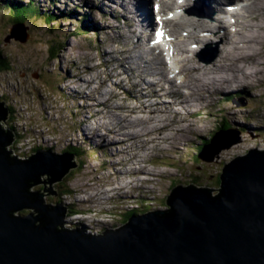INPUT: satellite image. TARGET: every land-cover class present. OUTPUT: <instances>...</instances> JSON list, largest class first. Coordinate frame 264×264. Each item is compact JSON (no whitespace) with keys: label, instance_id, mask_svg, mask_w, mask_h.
Here are the masks:
<instances>
[{"label":"rangeland","instance_id":"374dc122","mask_svg":"<svg viewBox=\"0 0 264 264\" xmlns=\"http://www.w3.org/2000/svg\"><path fill=\"white\" fill-rule=\"evenodd\" d=\"M33 1L38 4L37 9L39 10V15L30 20L27 19L22 26H20V23L16 24L17 26L12 24L13 20L8 11L0 10V49L2 47L7 49L9 52L8 57L19 69L23 67L22 71H25L26 67H33V71L28 75L27 79L33 81L32 77L34 76L42 77V80L39 79V82L43 86H47L53 93L57 94L61 98L62 104L65 105L64 108H62V106L58 108L56 102L47 101L42 108L48 111L45 116L49 119L44 118L45 123L40 129V133L29 132L33 140H31V136H27L25 140L24 136L26 134L21 135L22 138L16 144V149L20 154H27L28 152L26 151H30V149L37 146H42L44 149H52L54 151L55 143L53 141H58V143L61 144L59 148L60 153L68 150L71 151V153L77 154L74 156L79 158L80 168L78 169L79 166H77L78 170L71 178H68L69 175L65 177L66 183L63 187L58 186V183L53 185L57 190L58 196H46L45 199L47 203L54 204L57 199H61L60 194L62 192L71 191V194H64L62 198V201L68 203L72 208L69 215L74 213V211L85 209L87 206L83 205L80 199L88 197L90 190H102L107 187L114 188L120 186V181L127 177L123 174H126L125 171L128 170L129 163H131L132 167L140 168L138 171H132L133 179H136L139 174H141L147 181L142 185L139 184L140 186H131L129 190L123 189L121 191L122 193L119 191L114 192L113 197L109 198L107 196L104 203L99 204L95 202V205L99 206V208H97L98 211L101 212L98 217L103 218V220H109L108 224L106 223L103 225L105 232L107 229H117L121 227V224L124 225V223H126V218L133 211L137 212L139 215H143L158 210H167L169 208L166 204L167 198L173 188L178 185L186 187L190 185V183H193L196 187L200 186L219 190V175L222 173L224 164L230 163L238 156L246 155L250 149L257 148L258 150H264V83L262 84L261 90L259 87L249 89L244 86L249 89L250 95L251 92L258 93L259 96L254 100L251 99V96H244V94L236 96L235 94V96L233 95L234 98L231 97L232 99L230 102H227L230 100V97L229 100L225 97L223 102L227 103L223 105L221 99L226 95L215 97L214 103H216V106L213 108L210 117L200 118V109H197L196 112L198 116H193L190 120L188 115L194 114L195 112L184 111L182 114L178 115L171 112L168 115V108L164 112L163 118H159L162 120L161 123L163 122V125H165V130L167 132L163 133L162 136H158V132L155 131L154 127V125L158 123L156 121L158 117H155L157 114L152 113V115L155 116L148 117V122H146V117L138 114L141 112L140 108L133 110L134 107H139L144 103V101H141L142 98L137 97L138 93L144 96L147 95L143 91L135 90L134 92L136 93L133 94V100L132 98H128L127 94L122 93L124 90L121 89L120 86L125 80L132 79L131 76L119 75L118 71L121 72L125 70L124 68L113 71L120 63L128 64L127 61L122 60V56L117 59L118 52L123 48V42L118 40L115 35L117 30H108L105 28L109 25L108 20H111L115 27L119 26L121 22L120 19H115L111 11L110 4H113V2L109 4V1L102 0V3L96 4L95 0ZM19 2L23 5H27L30 0ZM54 2L56 6L53 5ZM73 10L76 15H72V19L62 20L64 17H67V15H70ZM51 12L59 19L49 24L50 20L48 14ZM61 12L65 14H61ZM102 13L104 17H102ZM85 15L89 17L87 22L75 21L76 16ZM17 28L20 30L18 33ZM92 29H96L98 34H94L92 31L89 32V30ZM13 30L15 32H12V35H10ZM101 30L102 35L105 37L107 35L110 36V32H114L115 34L112 33L110 38L103 39L105 48L101 49L102 52L100 53L96 45L100 37L102 39L100 34ZM26 34L27 38H25ZM13 36H18L20 38L16 40L13 39ZM230 36L232 38L234 35L231 34ZM22 39H28V41L22 43ZM198 42H203V40L198 38ZM222 44L224 46L221 48L217 60H220L224 52L231 48L230 46H226L224 42ZM65 46L66 50H64ZM144 47L145 46L134 47L129 44L130 51L127 55L130 57L129 64L131 66L138 63L143 58ZM52 51L58 57L55 61H50ZM134 52L137 53L135 57ZM214 55H217V53H214ZM139 56H141V59L137 61ZM107 58L109 59L107 60ZM113 59H115L116 62L114 68L109 66ZM105 60L108 61V64L104 63ZM214 61L209 62V65H214ZM98 64L101 65L98 66ZM79 65L82 67L80 68ZM195 65H199L198 62L195 61ZM209 65H203L200 66V68L211 67ZM200 68H195L194 70L202 74L203 70H200ZM79 70H81V73H79ZM192 70L193 68L190 69L191 72ZM41 73H43L42 76ZM77 74L80 75L81 80H78V77L72 79L73 75ZM201 76L203 77V75ZM116 78L122 79L119 80ZM262 78H264V73ZM20 81H22V78ZM14 82L8 79L6 73L0 72V85L4 87L13 85L8 93L9 97L12 99L10 105L16 108L15 116L17 123L19 122V117L25 118L27 116V113L23 111L24 109H32V106L35 105L37 106V112L34 114H37L41 107H38L36 98H33L35 94L33 95L30 91L24 90L20 86L19 89L14 88ZM74 85L77 89L82 88V93L85 95H83L85 99L84 110L83 107L80 109L78 106V104H81L82 100L77 104L73 99H70L66 90H61V88H65V86L71 89ZM125 89L128 90V86H125ZM59 90L60 94L65 95H60ZM207 92L210 94L208 89ZM239 92L243 93L244 88ZM87 94L96 96L99 99L98 102H96L97 100L93 101L91 96L86 97L88 96ZM116 94H120V96ZM123 99L131 100H127L124 103ZM138 100L140 102H138ZM148 103L149 105L146 106L148 107L147 112L151 109V102L149 99ZM207 103L202 102L201 111H204L205 104V108L215 105L212 101L208 103L209 105ZM10 105L8 104L9 107ZM21 106L23 107L21 108ZM130 112L131 116L128 117ZM234 112H236L235 115H233ZM173 116L178 117L179 120L174 121V119H171ZM125 118L127 121H123ZM235 118H238L239 122L234 126L229 123V121L234 122ZM131 119H137L138 121H136V123L128 121ZM27 120L28 124H33L31 119ZM199 121H205L206 125H202ZM192 124H195L196 129L198 127L200 132L204 133L205 136L202 138L201 142L197 136H194ZM123 125L125 129L119 131V127ZM158 125L160 127V122ZM108 126L110 129L118 130V134H110ZM238 126L246 128L244 129L245 131L238 129ZM88 127L90 129L94 127L100 128V130L92 133L95 134L94 137H96V133H98L97 140L90 139L91 136H89V131H87ZM26 128L29 129V126ZM201 128L203 130H201ZM224 128L226 129V131L223 132L225 134H229L231 131L230 135L234 136L231 141H234V144L230 141L223 143L219 146L214 157L211 158L208 163L198 159V155L202 152L201 145L213 138V133H222ZM50 129H53L50 139L51 143L46 141V144L43 142L42 138H45V133ZM142 129L152 131L153 135L144 137L141 136L140 133L137 134L134 132L142 131ZM210 129L212 130V134H208V132H211ZM127 130L131 131L128 134L134 132L132 140L129 141L135 142V145H129L130 142L126 141L119 142L125 138L122 133H125ZM144 130L142 132H144ZM178 131L182 136H177ZM235 133L241 136L233 135ZM170 134L172 135V139L170 140V142H172L171 144L169 140L164 139ZM100 135L107 138L100 139ZM125 136H127V134H125ZM113 138L117 139L118 143L112 142L111 139ZM155 138H160V141L154 142L153 140ZM220 138L223 139V137ZM180 140L183 141L179 142ZM174 146L177 147L176 151L173 150ZM160 147L168 151L170 150V152L164 156L166 151L161 152L163 155L160 154ZM134 155L136 156L133 158ZM152 155H156V157H152ZM144 156L145 161L143 162ZM147 158L151 160L150 163L146 162ZM164 160L165 162L170 160V165H168L170 167L163 165L165 164L162 163ZM108 165L112 166V170L109 179L105 180L104 177L110 173V167H108ZM94 170H98V173H93ZM153 175L156 176L152 177ZM96 177L100 178L102 184L104 183L105 185L101 186L102 184L96 181ZM152 178H154V180ZM89 182L90 184L94 182V185L86 187L85 183ZM39 187L40 186H36L34 188ZM218 193L219 191L211 192L212 196ZM110 200L115 201L110 202ZM29 213L30 211L25 209L16 214L28 215ZM95 215L93 214L91 217L93 218ZM112 222L117 226L111 228L109 225ZM75 223L76 222H71L70 225H74Z\"/></svg>","mask_w":264,"mask_h":264},{"label":"water","instance_id":"95a60500","mask_svg":"<svg viewBox=\"0 0 264 264\" xmlns=\"http://www.w3.org/2000/svg\"><path fill=\"white\" fill-rule=\"evenodd\" d=\"M7 119L0 101V122ZM223 135H215L201 159L214 157L208 149L218 150ZM15 137L0 126V264H264V150L224 164L219 190L178 185L167 210L93 235L65 228L66 206L44 200L58 196L53 185L78 166L75 156L47 149L16 156L10 149ZM38 184L44 189L32 191ZM25 209L33 212L14 215Z\"/></svg>","mask_w":264,"mask_h":264},{"label":"bare ground","instance_id":"6f19581e","mask_svg":"<svg viewBox=\"0 0 264 264\" xmlns=\"http://www.w3.org/2000/svg\"><path fill=\"white\" fill-rule=\"evenodd\" d=\"M111 1L117 2L120 5V7L123 9L127 8V4L124 2H120V0H111ZM149 1H152V0H149ZM227 1L230 2L231 0H221L220 3L218 4V9H217V12L215 13V18L217 19L216 20L217 22L222 21L221 13H224L225 15L227 14L226 10L224 8H222L224 3H226ZM243 1H247V0H242L240 2V4L242 6H244V9H241L242 6H241V8L237 9L238 11L236 12V16H235L236 23H234V25L231 24L230 22L226 24V26L236 27L235 31H236V35H237L238 40L233 41L228 37H225V39L222 38L221 43L224 42L226 44V46H230L231 48L224 52V55L220 57V60L216 59L214 61V65H212V66L209 65V62L205 59H201L200 61H198V60H195L193 58H188L189 61H193V62L196 61L199 64L197 66L194 65L193 67H191V68H193L192 72L190 71L191 68L189 69V72L194 73V76L192 78V85L194 87V90L192 89L191 94H190L192 96V99L184 101V98H185L184 97L179 103H176V104H178L177 107L169 108V110L167 112L168 115L171 112H173L175 115H178V114H182L184 111L185 112L191 111V109L194 106H198L197 109L199 110L202 106L201 105L202 102H204V103L208 102L209 103L210 101H212V99L215 96L221 95L224 91H226V89H230L231 93L236 92L239 96H241L243 94H246V96H248V97L251 96V99H253V100L259 96L258 93H256V92H251V95H250L249 89H254L256 87H259V89L261 90L262 84L264 83V78H262L263 73H264V0H253L254 3L251 5L250 4L243 5ZM97 3H99V4L102 3V0H97ZM137 7L144 8V5L139 3V5ZM210 11H212V10H210ZM249 12L250 13L253 12V16H252L253 21H252V23L249 24L250 29L246 31L242 25V21L244 20L245 16L247 14H249ZM113 13L117 14L116 11H113ZM132 13H134V12L132 11ZM136 17H138L142 27H146L147 29H150L154 25V23L151 21L148 14L145 17V19H146L145 25L143 24V20L138 15ZM195 27L207 28V26L204 25V21H202L200 19L194 20L192 17L188 18V16H186V18H184V20H180V21L176 22V25H175L172 33L167 34V37H172V38H174V36H177V38L182 37V36H180L181 30H185L186 28H195ZM115 30H117V29H115ZM203 31L207 32L208 30H203ZM225 33L229 34V32L227 30L225 31ZM116 34L119 35L118 32ZM191 34H192V32H191ZM141 37H142V35L140 34L139 37L137 38L138 41L141 40ZM198 38H201V40H203V42H198ZM128 39H131V38H128ZM194 40L197 43H204V42L208 43V42L212 41L208 37L207 38L201 37V35H197L196 38H194ZM178 50H179L180 54L185 56L186 52H189L190 49L184 48L182 46H178ZM122 51L124 54H126L125 49H122ZM220 51H221V49H220ZM123 53L120 50V54H123ZM219 54H220V52H219ZM118 56H119V52H118ZM124 57H127V56H123V58H122L123 61H125ZM154 60L158 61L157 58H155V57H154ZM203 65H209L211 67H205V68L201 67L200 68V66H203ZM119 68H121V69L124 68L125 70H122V71L126 72L129 76H131L132 79L137 80L139 78V80L137 82L133 83V87H131L132 89L130 91H127V93L129 95H131V97H133V94L136 93V92H134L135 90L145 92V90L151 88L152 84H148V86L145 87L144 81H146V80H143L142 75L140 73H135V74L130 73L128 64L120 63L119 66H117L116 70H119ZM195 68H200V70H203L202 74H199L198 73L199 71L196 72L194 70ZM150 69L155 73H161L157 68H153V69L150 68ZM186 71H187L186 66L184 65V72H186ZM118 72L121 73L120 71H118ZM164 72H165V76L167 77L168 70L166 68H164ZM201 75H203V77ZM75 77H78V80H81L79 74L73 75L72 79ZM82 80H83V78H82ZM121 81H123V80H121ZM141 81H142V83H141ZM161 81H162V79L159 78L158 82H161ZM95 83H96V81H95ZM162 85L164 86V88H166V86L163 82H162ZM157 86H158V84H155V88H157ZM244 86L248 87L249 89L245 88ZM263 87H264V85H263ZM98 88H100V87H98ZM243 88H244V93H240L239 91ZM75 89L80 90V89H77V87ZM180 89H182V88H178V89H176V91L180 90ZM207 89L210 91V94L207 92ZM167 91H170V87L167 88L166 92ZM182 91H184V90H182ZM214 92H216V93H214ZM145 94L147 96L142 95V100H141V101H144V103L141 104L139 107H134L133 110L140 108L141 112L138 114L146 115L147 116L146 122H148V117H152V113L153 114H160V112H162V110H160V94H159V92L153 91L151 94L150 93H145ZM79 95H81V94H78V96ZM180 95H182V94L174 95L173 92H169V93H165V94L161 95V97L164 98L166 96V97L178 98V97H181ZM91 97H92L93 101L97 100L96 102H98L99 99L96 96H91ZM148 99L159 100V102L156 103V107H157L156 109L153 108L154 107L153 104H150L151 109L149 112H147L148 107H146L149 105ZM227 99L229 100V97H227ZM132 100H133V98H132ZM138 102H140V101H138ZM162 103L166 104L167 100H163ZM193 104H195V105H193ZM197 109L195 111H191V112L197 113L196 112ZM83 110H84V107H83ZM237 111H239V110H237ZM131 112L128 114L129 117L131 116ZM208 113H207V115H208V117H210L212 112L208 111ZM235 114H236V112L233 113V115H235ZM193 116H194L193 114L188 115L190 120L193 118ZM123 121H127V120L123 119ZM128 121L136 123V121H138V120L137 119H131ZM156 121L158 123L160 122V124H161L162 120L158 118ZM200 122L202 125L203 124L206 125L205 121H199V123ZM234 122L229 121V123H231L235 126V124L237 122H239V119L235 118ZM120 123L124 124L122 122H120ZM201 124H199V125H201ZM126 126H128V125H126ZM192 126L194 128V131H193L194 136H197V138H199V139L204 138V136H205L204 133L200 132L198 127L196 129L195 124H192ZM126 128H128V127H126ZM164 128H165V125H164ZM123 129H125L124 125L119 127L118 130L122 131ZM159 129L161 132L160 127H159ZM238 129L245 131L244 129H246V128L238 126ZM97 130H100V128H95V127L92 129H90L89 127L87 128V131H89V136H91L90 139L97 140L98 133H96V137H94L95 134H92L93 132H95ZM118 130L110 129V127H109V132L112 135L118 134ZM143 130L144 129H142V131ZM201 130H203V129L201 128ZM142 131H138V132L134 131V132L137 134L140 133L141 136H144V137H149V136L153 135V132L148 131L147 129L144 130V132H142ZM129 132H131V131L127 130L125 133H122V134H124L123 137H125V138L119 142H124V141L132 142L129 140H132V138L134 136V132L131 134H128ZM125 134H127V136H125ZM236 134L237 133H235L233 135H236ZM179 135H181V133L178 131L177 136L179 137ZM238 136H241V135H238ZM221 137H223L224 140H230L234 136L223 135ZM228 137H232V138H228ZM99 138L105 139L103 136H99ZM156 139L157 138H155L153 141L154 142L160 141V138L157 140ZM164 139H167L170 142V140L172 139V135L170 134L169 136H166ZM179 139H181V138H179ZM181 141H183V140H180L179 142H181ZM115 142L118 143L117 141H115ZM171 143L172 142H170V144ZM175 144H177V143H175ZM173 150L176 151L177 147L174 146ZM143 162H144V160H143ZM123 175H126V174H123ZM126 187H127L126 185L125 186H123V185L116 186L112 189V192H118L119 191L120 193H122L121 191L123 189H125ZM127 188L129 190V187H127ZM85 216H87V215H85ZM80 220L84 221V218H81ZM93 235H96V234H93Z\"/></svg>","mask_w":264,"mask_h":264},{"label":"clouds","instance_id":"9594fccd","mask_svg":"<svg viewBox=\"0 0 264 264\" xmlns=\"http://www.w3.org/2000/svg\"><path fill=\"white\" fill-rule=\"evenodd\" d=\"M107 1H110V0H107ZM185 0H172L173 2V5L176 7V12L175 14L179 15L180 17H182L183 19L186 18V16L189 17H192L194 20H196V17H198V19L204 21V24L205 26L208 27V24L206 23L207 21V16H208V13H207V10L203 3L199 2L198 0H186L185 3H183ZM193 1H195V3H193ZM13 3V1H11L10 3V6L8 8V10L10 9L11 11H13L14 14H18L17 12V9H22V10H26V9H29L31 11V14L28 15L27 18L23 19V21H19L15 18H12L11 16V19L13 20L12 21V24H18L20 23L22 26V24L27 20V19H31V18H34L36 16L39 15V10L37 9V6L38 4L33 1V0H30V2L26 5L27 7H23L22 5H17ZM17 5V6H16ZM54 6H56V3L54 2L53 3ZM148 6V5H146ZM9 13V11H8ZM61 14H65L64 12H61ZM52 15V18L50 20V23L49 24H52L53 23V19H54V16L55 14L54 13H49L48 16ZM72 15H75V12L74 10L71 12L70 15H67V16H70L72 17ZM17 26V25H16ZM18 29V28H17ZM16 31V29H15ZM14 30L11 31L10 35H12V32L14 33L15 32ZM20 32V30L18 29L17 33ZM9 35V36H10ZM27 36V34L25 35V37ZM234 41H237V40H234ZM223 44H222V47L223 48ZM51 48V47H50ZM220 52V51H219ZM215 53V52H214ZM9 56V52L7 49H4L3 47L0 49V67H1V63L2 61H6V66H5V69H0V72H4L6 73L7 77L9 80H12V82H14V88L16 89H19V86L21 88H23L24 90H28L30 91L34 96L33 98H36L37 102H38V107H41L39 109V113L37 114H34L35 112H37V106L33 105L32 106V109H24L23 111H25L27 113V116L25 118H21L19 117V122L16 123V116H15V113H16V108H14L13 106L10 105V101H12V99L9 97V93L10 92V89L13 85H10L9 87H4V86H1L0 85V101H4L7 105V108H8V119L7 121L5 122H0V126L2 127H5L7 129H10L12 131H14L15 133V140L14 142L10 145V149L11 151L16 155V156H20V157H29L41 150H43L44 148L41 146V147H34L33 149H30V151H26L28 152L27 154H20L19 151L16 149V144L20 141V139L22 138L21 135H25L24 138L26 140V137L27 136H31V140L32 139V135L29 133V132H35L37 134L40 133V129L44 126V118H48L45 116V114H47V110L46 109H43L42 106L47 102V101H53V102H56V105L58 108H60L62 106V108L65 107L64 104H62V101H61V98L53 93L47 86H43L40 82H39V79L42 80V77L40 78L39 76H34L32 77L33 78V81H30L27 79L28 75H30V73L33 71V67H26V70L25 71H22L23 67L21 69H19L13 62L12 60L8 57ZM219 57V53L217 55H214V57L212 58H203L201 55L200 57H198L196 60L200 61L201 59H205L207 60L208 62H211V61H214L216 60L217 58ZM191 58V57H190ZM58 57L55 55V53L52 51V54H51V59L50 61H55L57 60ZM18 63V62H16ZM20 64V63H18ZM182 65H185L187 68L186 70L189 71V69L191 67H193L195 65V62H192V61H189L188 59L184 58L182 60ZM51 69V67H50ZM52 71V70H51ZM54 72V71H53ZM26 74V76H25ZM43 73H41V76H42ZM25 76V77H24ZM22 78V81H20ZM24 83V84H23ZM11 84V83H10ZM31 86V87H30ZM66 87L68 88V86H65V88H61V90L63 91V89H66ZM32 88V89H31ZM70 89V88H69ZM71 94H72V98L70 99H73L74 102H76L77 104L80 103V100L81 101V104H78L79 108L81 109L82 107H85V99H84V94L82 93V88L80 90H76L75 89V85L74 87H71ZM59 94H60V90H59ZM78 94H81L77 97ZM60 95H65V94H60ZM84 95V96H83ZM88 96L86 97H90L89 94H87ZM35 101V99H34ZM36 102V101H35ZM8 104L10 105V107L8 106ZM14 106L16 107V105L14 104ZM23 106H21L22 108ZM35 110V111H34ZM208 111H211V110H208ZM212 112V111H211ZM14 117V121H10V118L11 117ZM27 119H31V122L33 124H28V120ZM49 119V118H48ZM22 122V123H21ZM11 126L15 127L16 128V131L13 130L11 128ZM29 126V129H27L26 127ZM210 133L209 134H212V130L210 129ZM226 129L224 128L222 130V132H225ZM18 132V133H17ZM52 133H53V129H50L48 130L46 133H45V138H42L43 139V142H45L47 144L46 141H48V143H51V136H52ZM218 132H216L217 134ZM215 133L212 134V136L215 137L216 135ZM231 134V131L229 134H226V135H230ZM239 134H236L235 136H238ZM211 136V137H212ZM213 137V138H214ZM213 138L209 139L207 142H205L204 144L201 145V150L202 152L204 151V147L207 146V145H210L211 144V141L213 140ZM233 139V138H232ZM232 139L230 140H225L222 139V141L219 143V146H221L223 143H225L226 141H231ZM45 140V141H44ZM202 141V139H200V142ZM55 143V150L53 151L52 149H47L53 153H60L59 152V148H60V143H58V141H53ZM30 143V142H29ZM28 143V144H29ZM51 145V144H50ZM204 146V147H203ZM217 148L218 147H214L212 149H208V152L210 154H213V153H216L217 151ZM163 151V150H162ZM170 151H166L165 153V156L169 153ZM201 152V153H202ZM62 153H69V154H73V155H77V154H74V153H71V151H65V152H62ZM201 153L198 155V159H200L201 161L203 162H206L208 163L209 161L207 160H204V159H201L200 158V155ZM215 155V154H214ZM197 157V156H196ZM77 159V162H78V169L80 168V161L78 160L79 158L75 157ZM150 161V159H148V162ZM164 165V164H163ZM170 165V160L165 164V166H168ZM108 167H110L109 169V174L106 175L104 177V179H109V176L111 174V170H112V166L108 165ZM170 167V166H168ZM77 167L72 169L70 171V173L68 174L69 177L68 178H71L72 176L75 175L76 171L78 170ZM102 169V168H101ZM128 170L125 171L126 173V178H123L121 181H120V185H123V186H127V187H131V186H140L142 185L143 183H146L147 179L145 177H142L141 174H139V176L136 178V179H133L132 177V171L133 170H136V169H132L130 166L127 168ZM103 170V169H102ZM138 171V170H137ZM223 171V170H222ZM96 172L98 173V170H94L93 173ZM222 174V173H221ZM220 174V175H221ZM67 175V176H68ZM220 175H219V178H220ZM156 175H153L152 177H155ZM67 178V179H68ZM43 179H47L46 176H43ZM65 179V178H64ZM63 179V180H64ZM154 180V178H152ZM62 180V181H63ZM60 181V182H62ZM96 181L101 183V180L100 178L96 177ZM58 182V186H61L63 187L64 184L66 183V179L60 183ZM220 182H221V178H220ZM60 183V184H59ZM57 183H55L54 185H56ZM140 184V185H139ZM86 187H90V186H93L94 185V182L92 184L89 183H85ZM105 184L103 183L101 186H104ZM36 186H40L39 188H34ZM221 186V184H220ZM125 188V190H127L128 188ZM183 187V186H182ZM32 191L34 192H37V191H41L44 189V185L43 184H38V185H35L33 186L32 188ZM112 189L113 188H110V187H107V188H104V189H97V190H90L89 191V196L88 197H85L83 199H80V202L87 206L85 209H81L80 211H74V213H71L70 214V211L72 210L71 206L62 201V198H63V195L64 194H71L70 192L71 191H65V192H62L60 195H61V199H57V201L54 203V204H64L67 208V215L65 217V224H64V227L67 228V229H75L76 227H81L85 230L86 233L88 234H96V235H99V234H102L104 232V227L103 225L104 224H108V221L109 220H103V218H99L98 216L101 214V212L98 211L97 208H99V206L95 205V202L97 203H104V200L107 199V196L109 198L113 197V194L114 192H112ZM220 189V188H219ZM60 192V191H59ZM130 195V194H129ZM46 198V197H45ZM115 200H110V202H114ZM45 204H49L46 202V199H45ZM52 204V203H50ZM73 205V203H72ZM169 207V206H168ZM28 211H30V213H32L33 211L32 210H29L27 209ZM98 212V214H97ZM17 213V212H16ZM14 214L15 216H27V215H19V214ZM29 213V214H30ZM106 213V212H105ZM28 214V215H29ZM95 215L93 218L91 217L92 215ZM147 214V213H146ZM87 215V216H85ZM132 216H139V214L135 211L131 212L128 217L126 218V223L129 222V220L131 219ZM98 217V218H97ZM81 218H84V221H81L80 219ZM73 219V220H71ZM71 222H76L74 225H70ZM124 223V225L126 224ZM95 225H98V226H95ZM111 228L117 226L116 224H114V222L110 223L109 225ZM120 226H123V224H121ZM103 228V229H102ZM101 229V230H100ZM92 233H91V232Z\"/></svg>","mask_w":264,"mask_h":264},{"label":"trees","instance_id":"16d2710c","mask_svg":"<svg viewBox=\"0 0 264 264\" xmlns=\"http://www.w3.org/2000/svg\"><path fill=\"white\" fill-rule=\"evenodd\" d=\"M7 8H9V7H7ZM7 11H9V14L12 16V18H15L19 21H23V19L27 18L28 15L31 14V11L29 9H26L25 11L22 9L21 10L17 9L18 14H14L13 11H11L10 9L9 10L7 9ZM48 18L51 19L52 15L48 16ZM5 66H6V63L4 61H2L0 69H5ZM10 121H12V122L14 121L13 116L10 118ZM11 128L16 131L15 127L11 126ZM219 181H220V178H219ZM220 184H221V182H219V186H220ZM199 187L200 186H198L197 188H199Z\"/></svg>","mask_w":264,"mask_h":264}]
</instances>
